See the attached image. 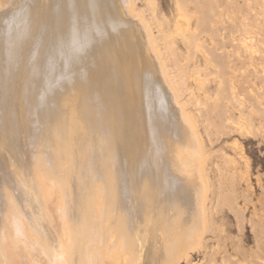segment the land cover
<instances>
[{
	"label": "bare ground",
	"instance_id": "1",
	"mask_svg": "<svg viewBox=\"0 0 264 264\" xmlns=\"http://www.w3.org/2000/svg\"><path fill=\"white\" fill-rule=\"evenodd\" d=\"M120 3L15 0L0 11V264H178L186 255L167 249L172 223L191 219L196 180L169 160L177 119L141 69V32L129 0Z\"/></svg>",
	"mask_w": 264,
	"mask_h": 264
},
{
	"label": "rangeland",
	"instance_id": "2",
	"mask_svg": "<svg viewBox=\"0 0 264 264\" xmlns=\"http://www.w3.org/2000/svg\"><path fill=\"white\" fill-rule=\"evenodd\" d=\"M11 1L13 4L15 0ZM10 3L0 0V11L9 9ZM129 3V11L133 8L130 19L141 32V47L146 43L145 49L148 48H141L142 59L147 62L141 69L146 66L157 91L164 96L167 117L173 116L172 122L182 118L184 123L173 122L180 131L179 137L173 135L176 141L171 139L170 149L175 150L169 152V160L181 174L191 169L196 180L192 214L188 215L191 219L182 225L172 223L168 252H186L177 260L178 264H264V0ZM120 4L116 0L118 8L122 7ZM152 72L159 74L154 76ZM159 83L165 85L163 90ZM142 85L144 82L139 84L144 152L149 149V135L145 130V102H141L145 100ZM175 146H183L182 151L178 153ZM194 224L198 229L194 230Z\"/></svg>",
	"mask_w": 264,
	"mask_h": 264
}]
</instances>
